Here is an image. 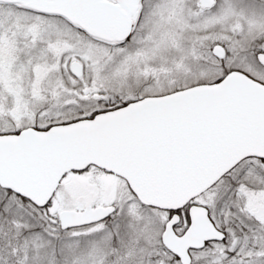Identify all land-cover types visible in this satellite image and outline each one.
I'll return each mask as SVG.
<instances>
[{"label":"snow or ice","instance_id":"snow-or-ice-1","mask_svg":"<svg viewBox=\"0 0 264 264\" xmlns=\"http://www.w3.org/2000/svg\"><path fill=\"white\" fill-rule=\"evenodd\" d=\"M0 264H264V0H0Z\"/></svg>","mask_w":264,"mask_h":264}]
</instances>
